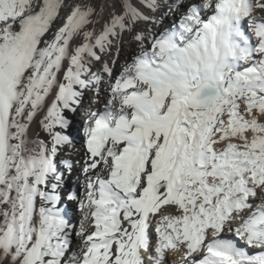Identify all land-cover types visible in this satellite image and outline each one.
<instances>
[{
    "label": "snow or ice",
    "instance_id": "1",
    "mask_svg": "<svg viewBox=\"0 0 264 264\" xmlns=\"http://www.w3.org/2000/svg\"><path fill=\"white\" fill-rule=\"evenodd\" d=\"M257 10L0 0V264H264Z\"/></svg>",
    "mask_w": 264,
    "mask_h": 264
},
{
    "label": "bare ground",
    "instance_id": "2",
    "mask_svg": "<svg viewBox=\"0 0 264 264\" xmlns=\"http://www.w3.org/2000/svg\"><path fill=\"white\" fill-rule=\"evenodd\" d=\"M168 2L170 3H180V4H183L185 2V0H168ZM163 11H167V9H163ZM183 11V8H179L176 10L175 14L174 15H170L168 17H165L164 19V26H171L173 20L175 19H178L180 13ZM254 16H257L259 18H264V12H260L259 10L257 11H254L253 13ZM102 23L101 22L100 24H98L96 26L97 30H100L102 28ZM126 53H127V47L125 46V50L121 51L120 55H119V59L115 65V73L118 74L119 71H120V68L122 66V64L124 63V60H125V56H126ZM101 64L102 62H98V63H95L94 65V68L93 70H98L100 67H101ZM104 87L106 88L107 87V84L104 85ZM94 93L92 92H87L86 95H85V101H84V107L91 102V99L93 97ZM106 99V93L105 92H102L101 95L99 96V101L98 103L96 104V107H103V103ZM86 109V108H85ZM71 115V114H69ZM84 116V112L81 110L78 114V116H76L74 118V125H73V129H72V134H73V137L75 138L76 140V147L77 149H80V154L82 155V152H83V149L81 147L82 145V140H83V133H82V124H83V120H82V117ZM39 132V125H38V121L37 122H34L33 125L31 126V130H30V137L35 140L37 139V133ZM42 138V136L40 137ZM65 158H67V154H65ZM71 159L73 162H75L77 159H79V156L78 155H72L71 156ZM261 202V199H260V196L258 195L257 198L254 199V203L258 204ZM73 209H74V206H73ZM72 221L74 224H76L78 226V223H79V219H80V216H79V212L78 211H75L73 210L72 213ZM176 261V264H181V258L179 256V254H175V255H169L168 256V264H172L173 261Z\"/></svg>",
    "mask_w": 264,
    "mask_h": 264
}]
</instances>
